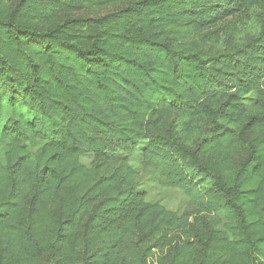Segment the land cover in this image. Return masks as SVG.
I'll list each match as a JSON object with an SVG mask.
<instances>
[{"label":"trees","instance_id":"trees-1","mask_svg":"<svg viewBox=\"0 0 264 264\" xmlns=\"http://www.w3.org/2000/svg\"><path fill=\"white\" fill-rule=\"evenodd\" d=\"M263 7L0 0V264H264Z\"/></svg>","mask_w":264,"mask_h":264},{"label":"rangeland","instance_id":"rangeland-1","mask_svg":"<svg viewBox=\"0 0 264 264\" xmlns=\"http://www.w3.org/2000/svg\"><path fill=\"white\" fill-rule=\"evenodd\" d=\"M113 10L114 7L102 11H88L85 12V15L99 16L112 12ZM257 13H258L257 16L250 17L251 20L250 22L247 23L246 28L241 32V36H249L252 32H255L256 24L258 22L261 23L264 20V7L257 9ZM223 25L222 27L224 28ZM210 31L213 32L215 31V29H211ZM208 32L209 31H207L206 34H208ZM221 35H222L223 43H226L228 41L227 36L225 35L224 37L223 34ZM211 44H212L211 41L208 40L206 42V47L208 48ZM254 99H255V95L253 94L249 96L248 99L246 100V105L248 109H251L253 107ZM81 160L84 165L91 166L93 161V156L87 155L84 156ZM132 166L137 172L141 170V156H136L132 160ZM140 190L146 192L153 201H156L157 203L164 205L166 208L173 210L178 214H183L188 207V200L180 190L163 187L155 181L145 182L140 187Z\"/></svg>","mask_w":264,"mask_h":264}]
</instances>
